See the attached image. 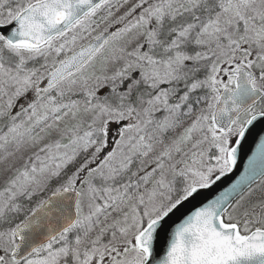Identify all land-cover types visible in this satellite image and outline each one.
I'll list each match as a JSON object with an SVG mask.
<instances>
[{"label": "snow or ice", "instance_id": "1", "mask_svg": "<svg viewBox=\"0 0 264 264\" xmlns=\"http://www.w3.org/2000/svg\"><path fill=\"white\" fill-rule=\"evenodd\" d=\"M0 264H264V0H0Z\"/></svg>", "mask_w": 264, "mask_h": 264}, {"label": "water", "instance_id": "2", "mask_svg": "<svg viewBox=\"0 0 264 264\" xmlns=\"http://www.w3.org/2000/svg\"><path fill=\"white\" fill-rule=\"evenodd\" d=\"M253 147L251 140L249 141V143L245 146V150L244 153L241 156V160L237 169V173L232 174L229 177H226L222 182H220V184H218L214 189L210 190L209 192H207L205 194V196H211L213 195L217 190H219L220 188H223L224 186H226L234 177L235 175H237L239 173V171H242L243 166L246 164L247 162V156H249L251 154L250 150ZM203 198V197H202Z\"/></svg>", "mask_w": 264, "mask_h": 264}]
</instances>
